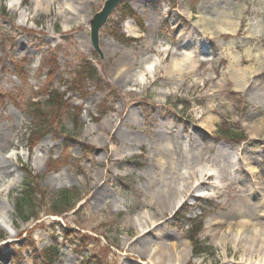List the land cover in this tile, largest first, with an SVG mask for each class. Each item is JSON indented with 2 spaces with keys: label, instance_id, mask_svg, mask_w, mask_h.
I'll list each match as a JSON object with an SVG mask.
<instances>
[{
  "label": "rangeland",
  "instance_id": "374dc122",
  "mask_svg": "<svg viewBox=\"0 0 264 264\" xmlns=\"http://www.w3.org/2000/svg\"><path fill=\"white\" fill-rule=\"evenodd\" d=\"M45 1L0 0V90L16 102L0 103V159L15 164L0 175V264H264V235L244 237L264 231V0H237L228 12L205 0H124L102 28L98 50L90 23L107 0ZM126 9L153 26L136 42L125 38ZM222 11L234 12L238 25L222 23ZM221 28L230 33L211 34ZM188 38L199 46L194 59L173 53ZM13 59L29 79L9 75ZM175 60H183L184 76ZM83 61L93 62L98 80L82 90L71 77ZM125 63L138 83L118 79ZM33 99L49 131L31 150ZM239 132L248 140L221 141L242 139ZM192 166L194 188L173 203L172 180L187 179ZM26 181L38 192L30 222L15 208ZM65 191L76 196L72 209L55 215ZM242 221L249 226L236 227ZM192 223L200 224L191 235L200 232L209 255L193 256Z\"/></svg>",
  "mask_w": 264,
  "mask_h": 264
},
{
  "label": "bare ground",
  "instance_id": "6f19581e",
  "mask_svg": "<svg viewBox=\"0 0 264 264\" xmlns=\"http://www.w3.org/2000/svg\"><path fill=\"white\" fill-rule=\"evenodd\" d=\"M38 3L41 1V3H42V1L44 2L45 0H36ZM53 0H49V1H45V3L44 4H48V3H50V2H52ZM205 1H207L206 2V6H207V8H208V5H210V3L213 1V0H205ZM43 4V3H42ZM69 8L72 10V11H74V12H76L77 11V8L78 7H75L74 5H70L69 4ZM210 10V9H209ZM215 10H213L212 12H214ZM208 12H210V11H208ZM212 12H210V13H212ZM201 22H204L205 23V27L207 26L206 24H208V19L206 18V17H203L201 20H200ZM127 24H128V30H127V32L129 33V35H132V36H134V37H139L140 36V34H141V31L138 29V27H136V25L133 23V22H131V21H128L127 22ZM236 25H238V23L236 22ZM147 27H153V26H149V24H148V26ZM160 27V24L158 23V26H157V28H159ZM182 29H184L185 31H187V32H190V29L187 27V25H184L183 27H182ZM210 30V29H209ZM222 30V29H221ZM224 31V34L226 33V31L225 30H223ZM211 34H214V35H216V34H218V36H222L223 35V32L221 33V32H218L217 30H215L214 31V33L212 32ZM237 34H239V32L237 33ZM190 40V39H189ZM195 41H197V43H199L200 44V42H201V40L199 39V37H195ZM181 43H183V42H181ZM146 47V50H149V53H150V50H152V48H151V46H145ZM144 47V48H145ZM105 51H108L107 50V47H105L104 48V52ZM153 52V51H152ZM167 52V51H166ZM125 55H127V57H125V59L127 58V60L129 61V57L131 58V59H133L134 58V56L133 55H135V53H133L131 56L128 54V52H125ZM241 60H242V58H241ZM122 62V61H121ZM182 63H183V60L182 61H178V60H175V62H174V69H176V73H178V74H182L183 76L186 74V70L183 68V66H182ZM122 67H120L119 69H118V71H117V73H118V75H119V80H122V81H124L123 79H125V78H129V73L130 72H132L131 71V69H130V67H129V63H125L124 65H121ZM141 69L142 70H144V72H143V77L144 78H146L147 76H150L151 74L150 73H152L151 72V69H149L146 65L145 66H143V65H141ZM150 73H149V72ZM190 72H192V70L190 71ZM157 73V72H156ZM155 73V74H156ZM154 74V75H155ZM233 75H234V73H233ZM235 76L237 77L238 75H237V73H235ZM131 77H134V76H131ZM136 78V77H135ZM241 81L244 79V76H241V77H238ZM129 79H131V81H133V82H135V83H138V81L137 80H133L132 78H129ZM239 84V83H238ZM106 124H108V125H111V119H109V120H107L106 121ZM261 126H264V120H263V122H262V125ZM101 127H103V126H101ZM262 128V127H261ZM261 128H256L255 129V131L256 132H259L260 130H262ZM119 132H121V131H119ZM1 145V144H0ZM6 145H7V143H6ZM42 145V144H41ZM43 147H48V143L46 142L45 144H44V146ZM15 148H19V146H16ZM3 149H5L4 148V146L2 147V148H0V150L1 151H3ZM50 150V149H49ZM19 161V157H18V159H17V162ZM13 166H15V164H14V162L11 160V159H7V158H4V159H0V175L2 174V173H5V174H9V173H11L12 172V167ZM183 166H184V164H183ZM191 168H193V171L192 172H188L189 173V176H188V178L187 179H185V177H183L182 175H178L177 174V178L175 179V180H172V183H174L175 184V188H176V192H175V194H176V196H175V198H174V201H173V203L175 202V200H176V198L177 197H179V196H181V195H184V197L186 196V194H188L189 192H190V190L191 189H193L194 188V186H193V183H190V181L191 180H195V178H196V171H195V167L194 166H192ZM250 171H251V173H255L256 172V168L255 167H253V168H251L250 169ZM161 172H163V171H161ZM203 177V176H202ZM207 178H205V177H203V179H206V180H210L211 179V177L208 175V176H206ZM179 182H181V183H179ZM16 186V184H14L13 186H12V188L11 189H13L14 187ZM177 186V187H176ZM199 186L200 187H203V182H199ZM178 187H180V188H182L183 189V191L181 192V191H179V188ZM180 192V193H179ZM181 194V195H180ZM99 195V193H96L95 195H94V197L93 198H95L96 196H98ZM179 195V196H178ZM183 198V197H182ZM100 198H98L97 197V201L99 200ZM181 203H182V200H181V198H180V200L179 201H177L175 204H174V206H172L173 208H172V210H171V213L173 212V211H175L177 208H178V206H180L181 205ZM172 204V203H171ZM161 208V207H160ZM166 209V208H165ZM263 214H264V211H263ZM237 226L236 227H241V228H247L249 225H248V222H240V223H238V224H236ZM138 226V228H139V225H137ZM142 227V226H141ZM264 235V231H259L258 229H255V231H254V233H253V235L251 236V237H247V235H245L244 237L245 238H247L248 240H250V238L252 239V238H254V237H256V236H258V237H262ZM259 249H264V244H262L260 247H259ZM259 249H257L255 252H256V254H261V250H259ZM246 260V259H245ZM152 262V261H151Z\"/></svg>",
  "mask_w": 264,
  "mask_h": 264
},
{
  "label": "trees",
  "instance_id": "16d2710c",
  "mask_svg": "<svg viewBox=\"0 0 264 264\" xmlns=\"http://www.w3.org/2000/svg\"><path fill=\"white\" fill-rule=\"evenodd\" d=\"M97 77H98V72H97V69L96 67L91 64V63H87L84 67H83V70H81V73H80V78H83V79H87L91 82H95L97 81ZM55 103V98L54 97H50L49 100L47 101V106H51L52 105V108H54L53 105ZM56 106H58L56 104ZM33 108H36L35 110V115H36V127L38 129V131H42L44 128H45V118L44 115H41V112H40V108H39V103H35L33 104L32 106ZM43 116V117H42ZM33 187V183L32 182H26L24 188H23V193H22V197L20 200H18L17 202V211L19 213V215L21 216L22 214H24L26 211V209H31V208H34L32 207V202H33V198L34 197H38V192L32 188ZM76 196H73V194L71 195L70 192H63L60 197L58 196V199H59V203L58 204H55L54 205V209H55V212L54 214L55 215H63L67 212H69L71 209H72V205H71V201L73 199H75ZM67 207V208H65ZM64 208V209H62ZM34 213V212H32ZM26 215H28V212L26 213ZM37 217L35 214H32L31 216H26L24 218V216L22 217V219L24 221H30L31 219ZM190 240L192 242V245L194 247V254L196 256H203V255H209V253H211V248L208 247V246H205V244L201 241H199L197 239V233L190 236ZM46 260H49L48 257H46Z\"/></svg>",
  "mask_w": 264,
  "mask_h": 264
},
{
  "label": "water",
  "instance_id": "95a60500",
  "mask_svg": "<svg viewBox=\"0 0 264 264\" xmlns=\"http://www.w3.org/2000/svg\"><path fill=\"white\" fill-rule=\"evenodd\" d=\"M122 0H108L103 10L98 13L90 23L92 42L96 50H98L99 32L105 26L109 16L115 10Z\"/></svg>",
  "mask_w": 264,
  "mask_h": 264
}]
</instances>
